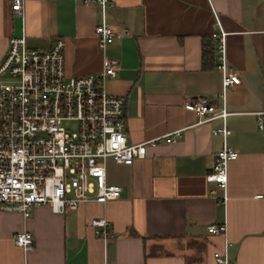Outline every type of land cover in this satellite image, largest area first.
Instances as JSON below:
<instances>
[{
    "label": "crops",
    "instance_id": "0c3cea01",
    "mask_svg": "<svg viewBox=\"0 0 264 264\" xmlns=\"http://www.w3.org/2000/svg\"><path fill=\"white\" fill-rule=\"evenodd\" d=\"M108 1L115 35L102 53L93 35L96 4L23 0L19 16L0 0V59L8 38L21 34L26 46L40 50L61 39L66 75L97 73L102 54L116 58V75L104 85L123 99L126 142L153 139L130 164L105 160V182L121 189L116 199L63 213L37 204L25 219L0 211V264H221L214 251L224 253L226 264H264V116L262 128L255 124L264 107V0ZM215 20L236 76L225 93L223 138L211 133L219 119L196 123L182 107L194 96L219 103ZM209 45L211 53H204ZM176 130L173 141L164 136ZM222 144L236 156L226 163L220 201L222 190L210 194L204 174ZM96 217L109 223L104 241L89 224ZM208 223L225 230L208 234ZM21 230L33 238L25 251L13 242Z\"/></svg>",
    "mask_w": 264,
    "mask_h": 264
},
{
    "label": "built area",
    "instance_id": "2783aa9c",
    "mask_svg": "<svg viewBox=\"0 0 264 264\" xmlns=\"http://www.w3.org/2000/svg\"><path fill=\"white\" fill-rule=\"evenodd\" d=\"M12 14L21 16L23 0H8ZM94 3L99 18L93 35L100 51L112 41L115 31L107 21L108 0H81ZM215 68L220 73L219 103L205 96H194L182 104L193 112L196 123L213 119L220 126L212 134L223 138L228 129L224 118L225 93L236 82L235 72L226 62L225 32L215 20ZM264 38V30L262 32ZM62 40L56 38L47 50L26 46L23 34L10 36L0 59V211H17L23 219L33 205L46 204L52 213L74 210L79 203H104L116 199L120 186L105 182L104 162L130 164L144 155L146 143L129 144L123 124V99L107 92L104 82L113 78L118 60L102 54L97 73L66 75L63 68ZM264 100V83H263ZM264 107L256 113L257 128L263 126ZM65 123L68 124L65 125ZM70 124V125H69ZM173 141L179 132L164 134ZM236 152L222 144L204 174L206 182L221 189L218 200L225 199L226 163ZM101 240L110 236L109 223L103 217L89 221ZM208 234H222L223 223H208ZM13 242L23 251L32 246L26 230L18 231ZM213 259L226 264L224 253L214 251Z\"/></svg>",
    "mask_w": 264,
    "mask_h": 264
},
{
    "label": "trees",
    "instance_id": "16d2710c",
    "mask_svg": "<svg viewBox=\"0 0 264 264\" xmlns=\"http://www.w3.org/2000/svg\"><path fill=\"white\" fill-rule=\"evenodd\" d=\"M207 49H209V50H208V51H205V50H204V53H205V52L211 53V51H212V47L210 48V45L208 46ZM204 53L202 54V58H203V57L205 58L206 55H209V54H204ZM202 64H203V63H202Z\"/></svg>",
    "mask_w": 264,
    "mask_h": 264
},
{
    "label": "rangeland",
    "instance_id": "374dc122",
    "mask_svg": "<svg viewBox=\"0 0 264 264\" xmlns=\"http://www.w3.org/2000/svg\"><path fill=\"white\" fill-rule=\"evenodd\" d=\"M65 125H67L68 126V124L67 123H65ZM70 125V124H69Z\"/></svg>",
    "mask_w": 264,
    "mask_h": 264
}]
</instances>
